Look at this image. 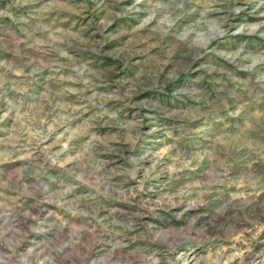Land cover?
Instances as JSON below:
<instances>
[{
    "label": "rangeland",
    "instance_id": "rangeland-1",
    "mask_svg": "<svg viewBox=\"0 0 264 264\" xmlns=\"http://www.w3.org/2000/svg\"><path fill=\"white\" fill-rule=\"evenodd\" d=\"M0 264H264V0H0Z\"/></svg>",
    "mask_w": 264,
    "mask_h": 264
}]
</instances>
